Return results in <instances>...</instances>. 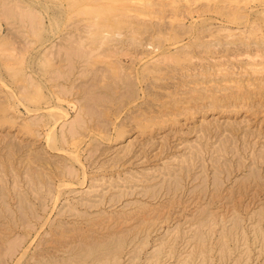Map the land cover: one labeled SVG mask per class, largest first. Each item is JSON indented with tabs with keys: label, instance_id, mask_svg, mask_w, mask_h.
I'll return each instance as SVG.
<instances>
[{
	"label": "rangeland",
	"instance_id": "rangeland-1",
	"mask_svg": "<svg viewBox=\"0 0 264 264\" xmlns=\"http://www.w3.org/2000/svg\"><path fill=\"white\" fill-rule=\"evenodd\" d=\"M0 264H264V0H0Z\"/></svg>",
	"mask_w": 264,
	"mask_h": 264
},
{
	"label": "bare ground",
	"instance_id": "bare-ground-1",
	"mask_svg": "<svg viewBox=\"0 0 264 264\" xmlns=\"http://www.w3.org/2000/svg\"><path fill=\"white\" fill-rule=\"evenodd\" d=\"M64 115H65V114H64ZM90 247H91V246H90ZM90 247H89V248H90ZM92 250H93V248L90 249V251H92Z\"/></svg>",
	"mask_w": 264,
	"mask_h": 264
}]
</instances>
